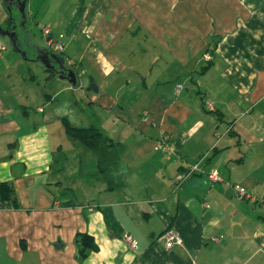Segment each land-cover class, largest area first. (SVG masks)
Here are the masks:
<instances>
[{"label": "crops", "instance_id": "obj_1", "mask_svg": "<svg viewBox=\"0 0 264 264\" xmlns=\"http://www.w3.org/2000/svg\"><path fill=\"white\" fill-rule=\"evenodd\" d=\"M25 13L64 42L54 53L79 84L45 69L21 90L13 64L0 70V183L13 189L0 264H264V0H27ZM63 118L119 147L100 160ZM165 135L173 150L156 148ZM167 230L182 243L165 248ZM78 232L97 246L82 260Z\"/></svg>", "mask_w": 264, "mask_h": 264}, {"label": "rangeland", "instance_id": "obj_2", "mask_svg": "<svg viewBox=\"0 0 264 264\" xmlns=\"http://www.w3.org/2000/svg\"><path fill=\"white\" fill-rule=\"evenodd\" d=\"M2 1V6L4 8V10L6 11L7 17L6 19L2 20V22H0V26L1 27H7L8 25V19H9V10H8V5L7 2L5 0H1ZM13 16L16 18V24L18 25L17 27V31L19 33V41H18V46L21 49V51L17 52L16 50H14L11 39L8 36H1L0 35V42L5 46V50L1 53L2 56H7L5 61H0V70L3 68V66L6 64H13V66L11 67V71L10 73L13 76V80H16V82L18 84H21V90H24L26 87H29L31 89H35L37 88V86L42 85L43 84V73L46 71L45 70V66L44 64H41V62H39V60L36 59L37 57V53H36V48H34V46L31 43L34 44H41L43 45V47L47 50V44H46V40L43 39V37L41 36V24L42 22H40L39 20V24L38 25H33L30 23L28 17L26 19V21L24 22L25 24H21V15L18 12V10L14 9L13 11ZM27 30V31H25ZM29 31V33H28ZM32 31V32H31ZM26 34V35H25ZM29 34V36H28ZM42 39V40H41ZM54 41H58L61 45V48H59V50L61 52H63L64 49V42L61 41L60 39H57ZM31 44V45H30ZM24 52V55L21 53ZM59 52V53H61ZM58 53V52H56ZM65 53L69 52L66 50ZM0 54V55H1ZM1 56V57H2ZM7 61V63H6ZM4 64V65H3ZM14 72V73H12ZM31 74H34L35 77L33 79H31L30 77L32 76ZM61 79L58 78L57 76L54 78H52L53 83L59 84V82ZM83 81L87 87L88 86V78L86 76H84L82 79L80 78V81ZM8 82V80H6V76L3 75V73L0 71V83L3 85V88H5V84ZM38 83V84H37ZM31 86H30V85ZM79 84V82L77 83V85ZM47 88V85L46 87ZM4 90V89H3ZM50 94H52V90L49 91ZM62 93L58 95V98L61 99L62 98ZM32 111V108H30Z\"/></svg>", "mask_w": 264, "mask_h": 264}, {"label": "trees", "instance_id": "obj_3", "mask_svg": "<svg viewBox=\"0 0 264 264\" xmlns=\"http://www.w3.org/2000/svg\"><path fill=\"white\" fill-rule=\"evenodd\" d=\"M50 74L53 75L51 70ZM63 126L65 133L78 141H80L84 146L93 150L99 157L102 159V156L108 148L114 149L119 147L117 142H114L112 139L107 137L98 127L89 126V127H79L72 125L67 119L63 118ZM0 198L2 204H9L13 200V189L6 183H0ZM75 243L77 247L78 259L82 260L90 252L97 249L96 244L93 241V238L87 233H76Z\"/></svg>", "mask_w": 264, "mask_h": 264}, {"label": "built area", "instance_id": "obj_4", "mask_svg": "<svg viewBox=\"0 0 264 264\" xmlns=\"http://www.w3.org/2000/svg\"><path fill=\"white\" fill-rule=\"evenodd\" d=\"M42 34H43V38L46 40L47 47L50 51L55 52V53L61 52L59 50V48L62 49L61 45L58 41L55 42L54 39L50 36V28L49 27H44L42 29ZM4 50H5V46L0 42V54ZM180 87H181L180 84L177 85V88H180ZM207 108L209 110L212 109V106L210 103L207 105ZM168 138H169L168 135L163 136L161 138V140H159L157 142L156 148L161 149V150H165V151L173 150V146L169 143ZM197 170H198L197 164L189 166L185 171L176 174L175 183L177 185H180L181 183H183L187 179V177L190 174H192L193 172H195ZM207 176L213 182L221 181V178H220L216 169H213L210 172H208ZM234 191H235V194L238 198L247 199L249 201H252L254 199V196L252 194L248 193L244 188H242L239 185H234ZM203 205L206 207L208 206L207 202H204ZM161 237L164 241L165 248H172L174 245H180L182 243L181 236L177 232H174L173 230L165 231L161 235ZM125 241L127 243H129V245L132 248H136L137 242L130 235L125 236Z\"/></svg>", "mask_w": 264, "mask_h": 264}, {"label": "water", "instance_id": "obj_5", "mask_svg": "<svg viewBox=\"0 0 264 264\" xmlns=\"http://www.w3.org/2000/svg\"><path fill=\"white\" fill-rule=\"evenodd\" d=\"M8 5L9 13H11V8L14 6L21 15V24H25L26 21V13H25V5L27 0H5ZM10 2V3H9ZM12 20V16L10 14L9 21ZM9 24V23H8ZM0 35L8 36L11 39L14 50L17 52L21 51L18 46L17 36H15V32H10L8 28H3L0 26ZM15 36V38L13 37ZM37 57L42 64H44L45 69L53 70L55 75L58 78L66 79L72 86H76L77 84V75L73 68H70L65 63L64 59L59 55L49 52L46 49L38 48L36 49ZM24 55V52H21ZM57 64V65H55ZM88 91H97V87L95 86L93 79L89 78L88 86L86 87Z\"/></svg>", "mask_w": 264, "mask_h": 264}, {"label": "flooded vegetation", "instance_id": "obj_6", "mask_svg": "<svg viewBox=\"0 0 264 264\" xmlns=\"http://www.w3.org/2000/svg\"><path fill=\"white\" fill-rule=\"evenodd\" d=\"M10 3V2H9ZM13 8H15L14 6H12ZM16 9V8H15ZM17 10V9H16ZM17 27H18V25L16 24V21H13V22H11V24L9 25V27H8V29H9V31L10 32H15V36H19V33H18V31H17ZM26 31V30H25ZM15 36H13L14 38H15ZM55 65H57V64H55Z\"/></svg>", "mask_w": 264, "mask_h": 264}, {"label": "bare ground", "instance_id": "obj_7", "mask_svg": "<svg viewBox=\"0 0 264 264\" xmlns=\"http://www.w3.org/2000/svg\"><path fill=\"white\" fill-rule=\"evenodd\" d=\"M49 52H52V51H50V50H48ZM52 53H54V52H52Z\"/></svg>", "mask_w": 264, "mask_h": 264}]
</instances>
